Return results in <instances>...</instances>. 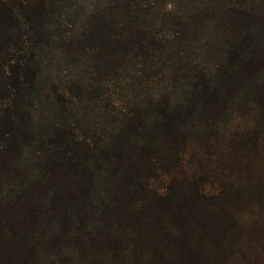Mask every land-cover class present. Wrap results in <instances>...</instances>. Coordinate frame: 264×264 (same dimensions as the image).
I'll return each instance as SVG.
<instances>
[{
    "label": "trees",
    "instance_id": "obj_1",
    "mask_svg": "<svg viewBox=\"0 0 264 264\" xmlns=\"http://www.w3.org/2000/svg\"><path fill=\"white\" fill-rule=\"evenodd\" d=\"M69 62L76 74L51 99L41 76ZM0 72V222L26 208L31 226H52L67 264H121L115 239L129 230L137 249L128 217H145L157 193L150 176L181 169L187 152L258 144L264 0H0ZM178 174L180 191L229 207L232 183L207 196ZM249 190L264 206V176ZM160 197L152 217H169L160 227L166 257L209 209ZM10 227L0 230L7 241L36 243Z\"/></svg>",
    "mask_w": 264,
    "mask_h": 264
},
{
    "label": "rangeland",
    "instance_id": "obj_2",
    "mask_svg": "<svg viewBox=\"0 0 264 264\" xmlns=\"http://www.w3.org/2000/svg\"><path fill=\"white\" fill-rule=\"evenodd\" d=\"M49 49L48 56L50 58L56 56L53 48L49 47ZM53 61H55L54 58ZM52 65H55V62ZM62 69L56 72L52 66L49 72L41 76L43 77L41 86H46L45 89L50 92L51 99L53 97L51 92L62 91V85L64 86L67 81L71 82V77L77 71L75 65L70 62L66 68L62 67ZM0 76H2L1 72ZM92 94L97 97L96 93ZM72 95L74 98L78 97L76 93ZM51 99L46 104L49 111L55 106V98L53 101ZM68 101L66 100V103ZM79 108L83 110V105L79 104ZM65 118L68 121L66 116ZM95 118V116H90L87 120ZM258 126L262 134L261 138L257 137L255 142L258 144L254 149L248 143L243 147L235 148L234 145L233 155H226L222 152L220 155L219 152H215L216 150H202L197 156H192V153L187 152L183 157L181 169L176 171L172 169L166 173L157 174V176H150L149 186L157 188V193L144 204L145 217H134L129 209L131 217L128 219L139 232L135 234V238L141 237L136 240L139 242L136 244L137 249L127 239L129 230L121 232L115 239L121 251H125V258L122 259L121 264H264V206L262 200H256L252 190H249L254 180L259 176H264V122ZM181 171L196 178L197 184H201L200 193L202 195H216L221 191L219 189L223 187L228 189L232 183V188L236 191L233 190L235 195L230 200L228 199L229 207L226 206L221 196L213 200L212 205V201L207 202L191 190L180 191L178 187L180 182L172 179L179 177L178 173ZM218 181L223 184L221 187ZM168 183H170L169 186ZM166 185L167 187L163 188ZM241 190L242 194L236 196V193ZM169 192L176 201L187 203L191 208L195 210L197 208L199 212L203 209L209 210L208 212L203 210L200 214L202 223L195 221L190 223V228L183 229L178 234L180 237L177 247L171 250L166 257H162L159 253L163 252L162 249L166 248V244L160 227L169 217L152 216L162 209L160 196L169 194ZM25 211L26 208L24 210L21 207L12 209L5 221L0 222V230L6 234L11 225L10 228L22 233L23 236L26 233L32 237L37 236L36 243L30 247L27 242L24 244L23 242H9L6 240L8 235L6 239L0 235V264H59L57 262L61 261L67 264L59 255H56L53 243L57 238L51 232L52 226L48 228L46 224H40L39 221L38 227L37 225L31 226L28 218L23 215ZM42 229H48L45 232L46 239L42 237Z\"/></svg>",
    "mask_w": 264,
    "mask_h": 264
}]
</instances>
